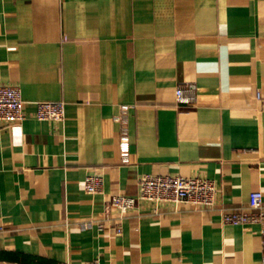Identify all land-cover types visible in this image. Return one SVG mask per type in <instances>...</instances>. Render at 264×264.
I'll return each mask as SVG.
<instances>
[{
	"label": "crops",
	"instance_id": "obj_1",
	"mask_svg": "<svg viewBox=\"0 0 264 264\" xmlns=\"http://www.w3.org/2000/svg\"><path fill=\"white\" fill-rule=\"evenodd\" d=\"M0 85L25 102L0 128V264H262L261 225L224 216L264 196V0H0ZM43 102L65 103V121H38ZM143 175L219 194L106 218Z\"/></svg>",
	"mask_w": 264,
	"mask_h": 264
},
{
	"label": "built area",
	"instance_id": "obj_2",
	"mask_svg": "<svg viewBox=\"0 0 264 264\" xmlns=\"http://www.w3.org/2000/svg\"><path fill=\"white\" fill-rule=\"evenodd\" d=\"M177 102L181 105H192L194 96L187 95L184 87L176 90ZM36 118L40 122L63 123L66 118V105L63 102H43L36 107ZM25 120V102L21 90L14 85H0V128L3 126L17 127ZM121 162L130 163V149L126 141L121 143ZM104 180L100 174H88L84 179V188L88 195L103 193ZM140 192L137 197L113 195L103 206V215L111 217L115 211L124 217L137 208L140 203H148L155 207L165 205L189 204L197 209L214 207L219 187L216 181L201 177L153 176L143 175L139 179ZM249 207L253 213H231L224 216V222L230 225L258 224L262 227V264H264V196L253 192L249 197ZM118 234L122 232L116 228ZM86 264H99L89 262Z\"/></svg>",
	"mask_w": 264,
	"mask_h": 264
}]
</instances>
